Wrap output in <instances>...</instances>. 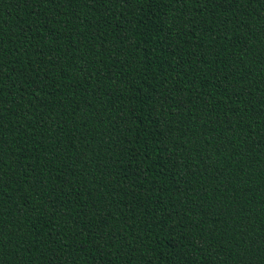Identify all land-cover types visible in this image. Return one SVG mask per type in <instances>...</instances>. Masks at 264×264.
I'll use <instances>...</instances> for the list:
<instances>
[{
  "label": "trees",
  "instance_id": "1",
  "mask_svg": "<svg viewBox=\"0 0 264 264\" xmlns=\"http://www.w3.org/2000/svg\"><path fill=\"white\" fill-rule=\"evenodd\" d=\"M0 264H264V0H0Z\"/></svg>",
  "mask_w": 264,
  "mask_h": 264
}]
</instances>
